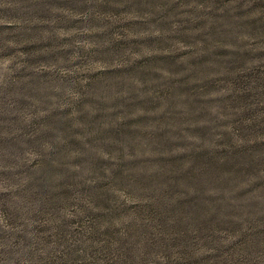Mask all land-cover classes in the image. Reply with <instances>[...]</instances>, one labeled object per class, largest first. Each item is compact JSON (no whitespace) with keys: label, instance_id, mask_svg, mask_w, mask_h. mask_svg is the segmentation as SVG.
<instances>
[{"label":"clouds","instance_id":"clouds-1","mask_svg":"<svg viewBox=\"0 0 264 264\" xmlns=\"http://www.w3.org/2000/svg\"><path fill=\"white\" fill-rule=\"evenodd\" d=\"M34 2L4 0L0 9L15 12ZM104 2L74 0L90 10H56L47 20L36 19L29 9L0 18V90L15 84L18 73L26 74L23 99L29 103L19 124L30 133L18 134L17 149H0V264L55 260L80 242L71 235L57 245L65 225H73L70 230L89 245V233L103 238L106 229L119 232L121 251L102 246L95 257H85L95 264H112L130 247L128 264H264V57L259 55L264 53V0H228L226 43L214 45L228 50L220 59L224 70L243 56L244 68L261 70L256 80L239 89L225 85L228 91H209L179 106L157 102L154 86L190 76H197L198 85L214 83L218 77L198 75L186 58L163 63L191 46L178 43L175 27L164 31L152 25L151 10H123L124 3L136 0L114 4L120 15L91 7ZM128 21L148 23V29L123 27L101 44L99 34ZM149 37L169 38L171 46L147 48ZM112 43L123 51L109 59L102 47ZM235 68L238 76L245 75L241 65ZM74 142L82 147L73 148ZM225 144L228 153L235 149L249 158L217 155L216 169L194 167L195 154ZM186 195L198 198L202 207L174 240L154 233L146 237L138 221L129 223L146 206ZM81 221L84 226L76 232Z\"/></svg>","mask_w":264,"mask_h":264},{"label":"rangeland","instance_id":"rangeland-1","mask_svg":"<svg viewBox=\"0 0 264 264\" xmlns=\"http://www.w3.org/2000/svg\"><path fill=\"white\" fill-rule=\"evenodd\" d=\"M122 0H105L104 3L99 5H92L97 12L101 14H107L109 11H113L115 15H120L119 10H114L113 5L121 3ZM228 0H149L148 3H144V0H136V3H124L123 10L128 14H131L133 9H147L151 10L153 15L151 16V24L157 27H161L164 31H170L173 27L176 28V35L179 37L178 43L190 45L191 49L187 52H177L174 54V58L168 57L163 59L165 64H176L182 58L187 59V63L193 70H196L198 75L203 76H217L218 79L214 83H210L205 80L203 84H196L193 81L197 79V76H190L186 81L183 78L173 81L172 83H161L155 85V95L157 102L160 101L164 104L175 103L177 106L190 101L199 100L200 95L211 92L228 91L225 85H235V87L242 88L245 86L246 81H255L257 74L261 73L257 68H244L243 61L245 57L237 55L233 61L228 62V69L224 70L220 65L224 56L228 55V50L223 47H214L216 44L226 43L224 37L228 33L230 27L226 13L223 11ZM0 3H4V0H0ZM25 9L31 10V15H34L36 19L47 20L56 13V10H62L63 12H88L90 6L87 4H77L74 0H35L34 3L29 5H21L20 9L13 12L11 9H0V18H7L9 14L13 17L18 16ZM27 14V13H26ZM78 23V22H77ZM77 23L73 24V28L77 26ZM107 23V22H105ZM94 26H102L101 22L94 21ZM40 28V25L36 26ZM123 27H128L132 31H145L148 29V23L141 21H128L124 25L110 26L108 31L98 35V39L103 45L105 39H110V35L113 31H120ZM47 26H43V30H46ZM147 42L144 44L147 48H164L170 47L169 38L165 37H149L146 38ZM199 45H205L203 48H199ZM135 46H140L139 44ZM51 47V45H49ZM25 51L35 52L39 49L35 47H27ZM123 47L120 43L108 44L106 47H102V54L107 58L117 57L122 54ZM264 57V53L259 54ZM39 63H47L45 59L37 58ZM241 65V69L245 75L240 77L237 75V68L235 66ZM182 67V66H181ZM221 69L219 73L212 71H203L205 69ZM183 70V68H182ZM25 73H18L14 79L15 84L7 85L0 90V134L8 133L7 136L0 135V149L8 151L17 149V136L20 132L25 135H29L26 127H20V113L28 108V101L23 99L25 94V85L23 83L25 79ZM230 100L231 97L229 96ZM59 126V122H57ZM205 133L210 129L204 130ZM250 131V130H245ZM17 134V135H14ZM260 135L264 136V130L260 131ZM225 141L228 140V136L225 135ZM73 148L82 147L79 142L72 144ZM229 144H225L223 147L218 148L215 152H208L205 149L204 154L194 155V167L202 168L206 170H214L218 167L220 161L216 158L217 155H226L231 160H244L249 158L247 152H239L233 149V153H228ZM61 159H63L60 152L57 153ZM94 166H98L96 162H92ZM202 205L199 203L198 198L192 195L182 196L181 199H177L174 202H165L158 205L144 207L137 216V220H132L129 223L137 225L144 229V235L147 237L150 233H154L159 237H168L171 235L173 240L184 234L185 222L191 220L196 216ZM75 222H73L74 224ZM83 221L80 222V227L75 231L79 232L83 228ZM73 225H65L62 233L60 234L57 245L61 241L65 242L69 236L73 235L79 243L75 244V247L71 245L61 254H57L55 260H50L46 264H95V260L88 261L86 256L95 257L100 247L106 244L109 247H119L115 251L119 253L123 248L121 241L117 239L119 236L118 231L105 230L103 238L95 236L94 233L88 234V241L93 247L86 243V241L80 239V237L73 233L70 229ZM135 230V229H133ZM135 239V237H132ZM50 238V243H51ZM106 245V247H108ZM62 247V245H61ZM91 249V250H90ZM133 249L127 248L122 255L118 257L119 264H128V261L132 259ZM112 249L108 248V254L111 255ZM77 253V255H74ZM83 253V255H81ZM68 259H64V256ZM117 261H113L112 264H117Z\"/></svg>","mask_w":264,"mask_h":264}]
</instances>
